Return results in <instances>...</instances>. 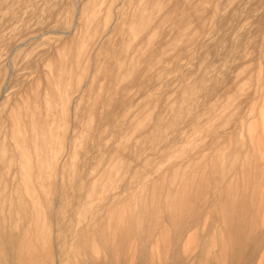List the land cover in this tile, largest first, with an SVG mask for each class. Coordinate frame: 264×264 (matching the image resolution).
Wrapping results in <instances>:
<instances>
[{
    "label": "rangeland",
    "instance_id": "1",
    "mask_svg": "<svg viewBox=\"0 0 264 264\" xmlns=\"http://www.w3.org/2000/svg\"><path fill=\"white\" fill-rule=\"evenodd\" d=\"M126 1L0 0L2 264L14 241L39 239L45 222L33 236L21 204L35 193L54 219L38 245L65 237L63 264H177L179 238L187 264L264 253V0Z\"/></svg>",
    "mask_w": 264,
    "mask_h": 264
},
{
    "label": "bare ground",
    "instance_id": "2",
    "mask_svg": "<svg viewBox=\"0 0 264 264\" xmlns=\"http://www.w3.org/2000/svg\"><path fill=\"white\" fill-rule=\"evenodd\" d=\"M123 1L127 2L126 0H123ZM119 2H122V1H119ZM122 3H123V2H122ZM122 3H121V5H123ZM124 4H126V3H124ZM121 5L118 6V3H117L118 9L116 8V11L119 10V7H120ZM117 6H115V7H117ZM169 7H171V6H169ZM189 8H190V7H189ZM171 9H172V8H171ZM171 9H170V10H171ZM186 9H187L186 12H188L189 9H188V8H186ZM114 11H115V10H114ZM117 12H119V11H117ZM168 12H170V11H166V14H168ZM97 18H98V17H97ZM97 18H95V19H97ZM95 19H93L92 22L95 21ZM120 19H122V17L119 18V20L117 19V21H118V22L121 21ZM119 24H121V22H119ZM142 25H143V24H142ZM148 25L150 26V24H148ZM112 26H114V25H112ZM112 26H111L110 28H112ZM117 26H119V25H117ZM117 26H116V27H117ZM109 30H110V29H109ZM109 30H108V31H109ZM110 31H111V30H110ZM112 31H115V29L112 30ZM112 31L110 32L111 34H112ZM110 33H109V34H110ZM107 34H108V33H107ZM107 34H106V35H107ZM111 34H110V35H111ZM106 35H104V36H106ZM104 36L102 37L103 39H104ZM110 37H111V36H110ZM110 37H109V38H110ZM193 37H195V35H193ZM94 38H96V39H95V42H96V41H97V42L100 41V42H99L100 44H101V42L103 41V40H101V39H97V37H94ZM94 38L92 37L90 40H92V39H94ZM100 38H101V37H100ZM110 39H111V38H110ZM110 39H109V40H110ZM105 40H106V39H105ZM193 40H195V39H193ZM92 41H93V40H92ZM92 41H91V43H92ZM97 42H96V43H97ZM107 42H108V41H107ZM99 43H98V44H99ZM103 43H104V41H103ZM103 43H102V44H103ZM105 43H106V42H105ZM109 43H110V42H109ZM161 43H162V42H161ZM102 44H101V45H102ZM96 45H97V44H96ZM103 45H104V44H103ZM103 45H102V46H103ZM106 46H107V45H106ZM103 47L106 48L105 46H103ZM94 48H96L95 50H97V47H96L95 45H94ZM107 48H108V47H107ZM100 49H101V48H100ZM95 50H94V51H95ZM101 50H103V48H102ZM108 50H109V49H108ZM108 50L105 49V51H104L103 53H105V52L108 51ZM99 52H102V51H99ZM89 70H90V69H89ZM67 73H69V72H67ZM67 73L64 74V75H62V76L64 77L65 75H67ZM88 73H89V71H88ZM85 74H86V73H85ZM90 74H91V73H90ZM92 75H93V74H91V77H92ZM68 76H69V75H68ZM85 76H86V75H85ZM88 76L90 77L89 74H88ZM63 77H61V78L64 79L65 77H64V78H63ZM69 77H70V76H69ZM71 77H72V76H71ZM83 77H84V76H83ZM93 77H94V76H93ZM93 77H92V78H93ZM66 78H67V77H66ZM66 78H65V79H66ZM86 78H87V77L84 78V79H85L84 81H86V80L88 81V80L90 79V78H89V79H88V78L86 79ZM92 78H91V79H92ZM146 78H147V77H146ZM69 79H70V78H69ZM148 79H149V78H148ZM66 80H68V78H67ZM70 80H71V79H70ZM70 80H69V81H70ZM93 80H95V79H93ZM141 80H143V79H141ZM141 80H140L139 82L143 83V81H141ZM62 81H63V80H62ZM87 81L85 82L86 85L83 84V85H84L83 87L88 86ZM63 82H65V81H63ZM88 83H89V85H91L92 82L90 83V82L88 81ZM92 84H93V83H92ZM92 86H93V85H92ZM86 88H88V87H86ZM89 88H90V87H89ZM82 89H83V88H82ZM84 90H85V88H84ZM75 91H76V90H75ZM77 92H78V91H77ZM72 93H73V92H72ZM72 93H71V95H72ZM74 93H75V92H74ZM74 93H73V94H74ZM85 93H86V92H85ZM85 93H84V94H85ZM75 94H76V93H75ZM75 94H74V95H75ZM79 94H83V92L80 91ZM77 96H79V98H80V95L77 94V95L75 96V100H77L78 102H80V101L78 100L79 98L76 99ZM81 96H82V95H81ZM71 98L74 99V97H72V96H71ZM71 98H70V99H71ZM70 99H69V101L72 102V100H70ZM69 101H67V102L69 103ZM77 101H76V102H77ZM76 102L74 101V103H76ZM69 104H70V103H69ZM75 105H76V104H75ZM65 107H67V108H66L67 111L70 109L69 107H71V109L73 108L72 106H69V107H68V106H65ZM77 107H78V106H77ZM74 110H75V109H74ZM78 111H79V110H78ZM70 112H71V111H70ZM72 112H73V109H72ZM74 113H75V112H74ZM72 114H73V113H72ZM106 114H107V113H106ZM68 115H69V114H68ZM74 115H75V114H74ZM67 117H68V116H67ZM4 123H5V122H4ZM33 124H34V123H33ZM4 125H5V124H4ZM36 126H37V125H36ZM38 127H39V126H38ZM38 127H37V128H38ZM8 128H9V127H8ZM29 128H30V127H29ZM37 128H36V129H37ZM64 128H65V127H64ZM177 128H179V127L177 126ZM24 129H25V128H24ZM26 129H27V128H26ZM26 129H25L24 132H26ZM36 129H35V130H36ZM29 130H32V128H30ZM35 130H34V128H33V131H35ZM64 130H65V129H64ZM66 130H67V129H66ZM33 131H31V133H32ZM5 132H6V131H5ZM3 134H4V133H3ZM4 135H5V134H4ZM36 135H37V133H36ZM36 135H35V136H36ZM3 137H4V136H3ZM23 137H25V136H21V138H23ZM36 137H37V136H36ZM36 137H35V138H36ZM21 138H20V140H21ZM31 138L34 139L33 136H31ZM3 139H4V138H3ZM24 139H25V138H24ZM24 139H22L21 141L26 142L27 139H25L26 141H25ZM39 140H40V139H39ZM34 141H35V140H34ZM39 142L41 143V140H40ZM43 143H44V141H43ZM19 144H21V143L19 142ZM44 144H47L46 141H45ZM23 145H26V144H23ZM24 153H25V155H26V152H25V151H24ZM23 156H24V154H23ZM36 183H37V182H36ZM36 186H37V185L35 184V187H36ZM57 190H58V187H57ZM60 190H61V188H60ZM60 190H58V191H60ZM55 191H56V189H55ZM0 192H2V191H0ZM52 192H53V191H52ZM94 192H96V191H94ZM97 192H99V191H97ZM97 192H96V193H97ZM118 192H119V191H118ZM30 193H31V192H30ZM39 193L42 194L43 192H39ZM50 193H51V192H50ZM54 193H55V192H54ZM58 193L60 194V193H62V192H58ZM58 193H57V194H58ZM99 193H100V192H99ZM99 193H98V194H99ZM160 193H161V192H160ZM10 194H11V193H10ZM13 194H14V193H13ZM16 194H17V193H16ZM19 194H20V193H19ZM19 194H18V195H19ZM26 194H27V193H26ZM28 194H29V193H28ZM37 194H38V193H37ZM37 194H36V193H35V194H29V195H30V198H29L28 200H23V199H22L23 201L21 200V201H22L21 204H22L23 209H24L23 211H25V213H29V214H31V216H32V219H31V221H30L31 223L29 222L30 224L28 225L29 228H30L29 230L32 229L31 227H32L33 225H34L35 227L37 226V227L39 228V227L45 222V225H43L44 227H40V228H42V231H43V233H44V230H43V229H45V227H47V226H48V227H51V226H49V225L46 226V220L43 221V219H45L44 217H46V218L48 217V218H50V219H52V218L49 217V216H51V215L43 216V212H42V211H48V208L45 207V205H44V207L46 208V210H45V208H43V210L41 209V208L43 207V206L41 207V203H42V202H40V200H41V199H39L40 196L38 197ZM63 194H64V193H63ZM77 194H78V193H77ZM94 194H95V193H94ZM112 194H113V192H112ZM152 194H153V193H152ZM1 195H2V193H1ZM6 195H7V193H6ZM42 195H43V194H42ZM48 195H49V194H48ZM52 195H53V194H52ZM61 195H62V194H61ZM95 195H96V194H95ZM95 195H94V197H95ZM109 195H110V194H109ZM135 195H136V194H135ZM138 195H139V194H138ZM144 195H146V194H144ZM144 195H143V196H144ZM153 195H154V194H153ZM161 195H162V194H161ZM20 196H21V194H20ZM44 196H45V195H44ZM46 196H47V194H46ZM49 196H50L51 198H53L51 195H49ZM49 196H48V197H49ZM62 196H63V195H62ZM78 196H79V195H78ZM92 196H93V195H92ZM92 196H91V197H92ZM99 196H100V194H99ZM107 196H108V195H107ZM130 196H132V195H130ZM130 196H129V197H130ZM147 196H148V195H147ZM159 196H160V194H159ZM14 197H15V196H14ZM21 197H22V196H21ZM28 197H29V196H28ZM76 197H77V196H76ZM97 197H98V196L96 195V198H97ZM100 197H101V196H100ZM109 197L111 198V196H109ZM109 197H108V200L110 199ZM126 197H127V196H126ZM136 197H137V195H136ZM139 197H140V195H139ZM144 197H146V196H144ZM149 197H150V196H149ZM155 197H156V194H155V196H154V199H155ZM3 198H4V197H3ZM5 198H8V197H5ZM11 198H12V197H11ZM16 198H18V197H16ZM22 198H23V197H22ZM55 198H57V197H55ZM104 198H107L106 195H105V197H103V199H104ZM127 198H128V197H127ZM137 198H138V197H137ZM150 198H151V197H150ZM152 198H153V197H152ZM156 198H157V197H156ZM53 199H54V198H53ZM89 199H91V198H89ZM89 199H88V200H89ZM92 199H94V198H92ZM118 199H119V198H118ZM131 199H132V198H131ZM154 199H152V200H154ZM11 200L13 201V199H11ZM94 200H96V199H94ZM99 200H100V201H99ZM99 200H98V198H97V201L101 202V199H99ZM135 200H136V199H135ZM141 200H142V199H141ZM143 200H144V198H143ZM145 200H146V199H145ZM0 201H1V200H0ZM3 201H5V200L3 199V200H2V203H3ZM18 201H20V200H18ZM60 201H61V200H60ZM110 201L112 202V199H110ZM131 201H132V200H131ZM159 201H161V200H159ZM159 201L156 202V203L153 205V207H154L156 204H159V203H160ZM91 202H92V201H91ZM94 202H96V201H94ZM120 202H121V201H120ZM161 202H162V201H161ZM187 202H188V201H187ZM190 202H191V201H190ZM8 203H9V202H8ZM11 203H12V202H11ZM47 203H49V202H47ZM54 203H55V202H54ZM56 203H58V202H56ZM115 203H116V202H115ZM117 203H118V202H117ZM123 203H124V202H123ZM127 203H128V202H127ZM130 203H132V202H130ZM136 203H137V201H136ZM141 203H143V202L141 201ZM147 203H148V202H147ZM3 204H5V203H3ZM13 204H15V203L13 202ZM42 204H43V203H42ZM113 204H114V203H113ZM161 204H162V203H161ZM161 204H160V206H161ZM181 204H182L181 202H178V204H177V207H179V209H180V207H181ZM189 204H190V203H189ZM6 205H7V204H5V206H6ZM8 205H9V204H8ZM11 205H12V204H11ZM19 205H20V204H19ZM51 205H52V204L49 203V206H51ZM62 205H63V204H62ZM76 205H77V204H76ZM93 205H94V204H93ZM95 205H96V203H95ZM100 205H103V204H100ZM116 205H117V204H116ZM148 205H149V203H148ZM2 206H4V205H2ZM2 206H1V207H2ZM56 206H57V205H55V208H56ZM122 206H123V205H122ZM9 207H11V206L9 205ZM13 207H14V206H12V208H13ZM19 207H20V206H19ZM57 207H58V206H57ZM75 207H76V206H75ZM97 207H99V206H97ZM113 207H114V206H113ZM113 207H112V208H113ZM115 207H116V206H115ZM115 207H114V209H115ZM118 207H120V206H118ZM150 207H151V209H154V208H155V207L153 208L152 206H150ZM150 207H149V210H150ZM157 207H158V206H157ZM157 207H156V208H157ZM2 208H5V207H2ZM16 208H17V207H16ZM21 208H22V207H21ZM21 208H20V209H21ZM84 208H85V207H84ZM101 208H102V206H101ZM116 208H117V207H116ZM144 208H147V207H144ZM181 208H182V207H181ZM9 209H10V211H11V208H9ZM20 209H18V210H20ZM49 209H50V207H49ZM89 209H90V208H89ZM175 209H176V208H175ZM86 210H88V209H86ZM147 210H148V209H147ZM147 210H146V211H147ZM160 210H161V208H160ZM184 210H185V209H184ZM0 211H1V209H0ZM10 211H9V212H10ZM56 211H57V208H56ZM89 211H90V210H89ZM89 211H87V212H89ZM110 211H111V210H110ZM142 211H143V210H142ZM175 211H176V210H175ZM175 211H174V212H175ZM182 211H183V208L181 209V213H182ZM7 212H8V211H7ZM11 212H12V211H11ZM84 212H85V211H84ZM147 212H148V211H147ZM174 212H173V213H174ZM176 212H179V211H176ZM2 213H3V211H2ZM2 213H0V214H2ZM4 213H5V212H4ZM18 213H19V212H18ZM18 213H16V214H18ZM21 213H22V211H21ZM46 213H48V212H46ZM46 213H45V214H46ZM90 213H91V212H90ZM155 213H156V212H155ZM159 213H160V212H159ZM11 214H12V213H11ZM11 214H10V215H11ZM13 214H14V213H13ZM16 214H15V215H16ZM22 214H23V213H22ZM29 214H28V215H29ZM52 214L54 215L55 213H52ZM84 214H86V213H84ZM150 214H151V213H150ZM161 214H162V213H161ZM179 214H180V212H179ZM5 215H6V214H5ZM10 215H9V216H10ZM15 215H14V216H15ZM25 215H26V214H25ZM137 215H138V214H137ZM147 215H148V213H147ZM147 215H146V213H145V216H147ZM168 215H169V217H168L167 221H172V222L176 225L175 227H180V226H182V225L184 224V221H182L184 217H181V219H180V217H178L177 213H176V214H168ZM6 216H7V215H6ZM6 216H5V217H6ZM20 216H21V215H20ZM89 216H90V215H89ZM151 216H153V215L151 214ZM5 217L1 216L2 219H3V218H4V219H7V220H9V222H10V220H11V221H14V220H12V219L5 218ZM7 217H8V216H7ZM16 217H17V216H16ZM26 217H27V215H26ZM56 217H57V216H56ZM84 217H85V216H84ZM147 217L150 218V216H147ZM154 217H156V215L153 216V219H154ZM159 217H160V215H159ZM192 217H193V216H192ZM10 218H11V217H10ZM22 218H23V217H22ZM22 218H21V219H22ZM28 218H30V217H28ZM48 218H47V219H48ZM144 218H145V217H144ZM144 218H143V219H144ZM162 218H163V217H162ZM178 218H179V219H178ZM194 218H196V215H195ZM4 219H3V223L6 221V220H4ZM58 219H59V218H58ZM61 219H63V218H61ZM84 219H86V218H84ZM155 219L158 220L159 218H158V219L155 218ZM160 219H161V218H160ZM160 219H159V220H160ZM164 219H166V218H164ZM189 219H191V218H189ZM16 220H17V219H16ZM18 220H19V219H18ZM23 220H24V219H23ZM26 220H27V219H26ZM26 220H25V222H26ZM52 220H54V219H52ZM56 220H57V219H56ZM145 220H147V219L145 218ZM149 220H150V219H149ZM57 221H58V220H57ZM57 221H56V222H57ZM59 221H60V219H59ZM147 221H148V220H147ZM154 221H155V220H153V221H151V222H154ZM7 222H8V221H7ZM145 222H146V221H145ZM148 222H150V221H148ZM151 222L148 223L147 225L151 224ZM162 222L164 223V221H162ZM191 222H192V220H191ZM3 223H2V225L5 224V223H4V224H3ZM49 223H50V222H49ZM51 223H52V221H51ZM53 223H54V222H53ZM53 223H52V224H53ZM47 224H48V223H47ZM56 224H57V223H56ZM116 224H117V223H116ZM185 224H186V223H185ZM5 225H6V224H5ZM5 225H4V228H7ZM39 225H40V226H39ZM50 225H51V224H50ZM54 225H55V223H54ZM54 225H53V226H54ZM151 225H152V224H151ZM151 225H150V226H151ZM158 225H159V224L157 223V224L154 226V223H153L152 226H154V228H155V227H157ZM162 225H163V224H162ZM30 226H31V227H30ZM34 226H33V228H34ZM68 227H69V226L67 225L66 228L69 229ZM70 227H71V226H70ZM161 227H162V226H161ZM8 228H9V226H8ZM8 228H7V229H8ZM10 228H11V225H10ZM40 228H39L38 230H40ZM86 228H87V227H86ZM145 228H146V227H145ZM158 228H159V226H158ZM27 229H28V227H27ZM27 229H26V230H27ZM49 229H50V228H49ZM88 229H89V228H88ZM148 229H149V228H148ZM151 229H153V228H151ZM155 229H156V228H155ZM159 229H160V228H159ZM162 229H163V228H162ZM180 229H181V228H180ZM9 230H10V229H9ZM34 230H37V229H34ZM38 230L36 231V233L39 235V237L37 236V238L40 239V234H39V231H38ZM51 230H52V228H51ZM56 230H57V229H56ZM56 230H55V231H56ZM82 230H83V229H82ZM89 230H90V229H89ZM106 230H108V229H106ZM131 230H132V228H131ZM40 231H41V230H40ZM46 231H48L47 228H46ZM46 231H45V232H46ZM52 231H53V230H52ZM58 231H61V230H58ZM65 231H66V230H65ZM65 231H64V232H65ZM84 231H85V230H84ZM111 231H112V230H111ZM147 231H148V230H147ZM159 231H160V230H159ZM181 231H182V229H181ZM8 232H9V233H13V232H15V234H16V231H11V232L8 231ZM21 232H22V231H21ZM26 232H28V231H26ZM26 232H25V233H26ZM31 232H34V233H33V236H34L35 231H32V230H31ZM64 232H63V233H64ZM66 232H67V231H66ZM89 232H90V231H89ZM149 232H150V231H149ZM164 232H165V231H164ZM9 233H8V234H9ZM41 233H42V232H41ZM46 233H48V232H46ZM59 233H61V232H59ZM77 233H78V232H77ZM106 233H107V231H106ZM108 233H109V231H108ZM110 233L112 234L113 232H110ZM116 233H117V232H116ZM150 233H152V232H150ZM153 233H154V232H153ZM156 233H157V231H156ZM182 233H183V232H182ZM185 233H186V232H185ZM185 233H184V234H185ZM23 234H24V233H23ZM29 234H30V233H29ZM57 234H58V233H57ZM113 234H114V233H113ZM42 235H43V234H42ZM42 235H41V236H42ZM44 235L47 236L46 234H44ZM44 235H43V238H45ZM59 235H60V234H59ZM107 235H108V239H109V237H111V236H109L110 234H107ZM143 235H144V234H143ZM146 235H147V233H146ZM181 235H182V234H181ZM181 235L179 234L178 237H180ZM24 236H25V235H24ZM27 236H28V235H27ZM30 236H32V233L30 234ZM33 236H32V237H33ZM35 236H36V235H35ZM48 236H49V233H48ZM50 236H51V235H50ZM153 236H154V234H153ZM10 237H12V234H11ZM32 237H31V238H32ZM54 237H55V233H54V236H53V237H49V239H50V238L52 239V238H54ZM56 237H57V236H56ZM59 237H60V236H59ZM62 237H64V236H62ZM151 237H152V235H151ZM175 237H176V235H175ZM12 238H13V237H12ZM12 238H10L11 241H12ZM17 238H18V237H17ZM17 238H15V239H17ZM23 238H24V237H22V239L19 240V241H14V242H13V243H14L13 246H12V244H11V248H10L9 250L7 249V252L9 253V257L11 258V262H12L11 264H30V263L40 264V261H39V263H38V260H37V259L39 258L38 256L40 255V253H43V254H44V256H42V258H43V257L46 258L43 262H41V264H63V263H64V262L61 261V259H62L63 257L60 259V256H59V255L61 254V255L63 256L64 253L66 254V252H63V251L60 252V251H59V250H60L59 248H60V244H61L62 240H64L65 237H64V239L62 238V239L60 240V242H58V241L56 242L57 238H56V240L52 239L53 241L50 239V240H51L50 243H49V244H50V247H48L47 249L44 248L45 250H41V247L43 246V245L41 244V243H42L41 241L43 240L42 237H41V239H42L41 241H40L39 239H35L36 237L33 238V239H23ZM105 238H106V237H105ZM182 238H183V237H182ZM4 239H5V238H4ZM15 239H14V240H15ZM19 239H20V236H19ZM58 239H60V238H58ZM108 239L105 241L106 244H107V241L109 242L108 245L111 244L110 246H108V248H109V249H110V247L113 248L116 244H114L113 241H110V240H108ZM110 239H111V238H110ZM67 240L69 241V239H67ZM90 240H92V239H90ZM144 240L150 241V238H149V239H146V237H145ZM193 240H195V239H193ZM197 240H198V239H197ZM202 240H203V239H202ZM213 240L215 241V239H213ZM0 241H2V240H0ZM44 241H46V238H45V240H43V243H44ZM64 241H65V240H64ZM68 241H67V244H69ZM72 241H73V240H72ZM92 241L94 242L95 240H92ZM92 241H89V242L91 243ZM2 242H4V241H2ZM39 242H41V243H40L41 246L38 245ZM52 242H53V243H52ZM89 242H87V243H89ZM155 242H156V243H155ZM155 242H152V241H151V243H150V247H151V249H152L151 251H153L155 245H156L155 247H158V242H159V240L156 239ZM190 242H191V239H181V238H179V239H172V243L174 244V246L177 247L178 249L180 248L179 250L182 249V253H183V256H182V257H179V256H178V258H179V259H178V262L175 261V258H176V257L174 258V261H175L177 264H187V260L190 259V258H188V255H187V256L184 255L186 252L190 251ZM59 243H60V244H59ZM71 243H73V242H71ZM80 243H82L83 245L86 244L85 242H84V243H85V244H84L82 241H81ZM90 243H89V244H90ZM45 244H46V243H45ZM82 244H81V245H82ZM106 244H105V245H106ZM0 245H1V242H0ZM2 245H3V244H2ZM62 245H63V244H62ZM78 245H79V244H78ZM86 245H87V244H86ZM90 245H91V244H90ZM119 245H120V244H119ZM32 246H33V247H32ZM45 246H46V245H44L43 247H45ZM47 246H48V245H47ZM91 246H92V245H91ZM220 246H221V245H220ZM0 247H1V246H0ZM2 247H3V246H2ZM2 247H1V249H2ZM31 247L34 248V249L31 250V249H30ZM43 247H42V248H43ZM61 247H62V246H61ZM67 247H70V246L68 245ZM75 247H77V245H76ZM86 247H87V249L89 248L88 245H87ZM86 247H85V248H86ZM119 247L121 248V246H119ZM5 248H6V247H5V245H4V249H5ZM38 248H40V249H38ZM63 248H64V247H63ZM106 248H107V247H106ZM173 248H174V247H173ZM261 248H262V247H261ZM65 249H66V247H65ZM68 249L70 250V248H68ZM80 249H81V247H80ZM2 250H3V249H2ZM5 250H6V249H5ZM61 250H63V249H61ZM77 250H78V249H77ZM88 250H89V249H88ZM175 250H176V249H175ZM218 250H219V249H218ZM72 251H73V250H72ZM74 251H75V250H74ZM59 252H60V253H59ZM1 253H3V252H1ZM8 253H6V256H7ZM67 253H68V251H67ZM78 253L80 254L79 251H78ZM83 253H84V252H83ZM85 253H86V252H85ZM87 253H88V251H87ZM87 253H86V254H87ZM143 253H144V252H143ZM175 253H176V252H175ZM81 254H82V252H81ZM81 254H80V255H81ZM152 254H153V253H152ZM41 255H42V254H41ZM66 255H67V254H66ZM69 255H72L71 252H69ZM143 255H144V254H143ZM150 255H151V252H150ZM150 255H149V256H150ZM189 255H190V254H189ZM217 255H218V254H217ZM1 256H2V255H1ZM72 256H73V255H72ZM72 256H70V257H71V258H75V257H72ZM78 256H79V255H78ZM86 256H88V255H86ZM89 256H90V255H89ZM89 256H88V257H89ZM68 257H69V256H68ZM70 257H69V259H71ZM80 257L82 258V257H85V256L83 255V256H80ZM189 257H190V256H189ZM0 258H1V257H0ZM2 258H3V256H2ZM4 258H5V256H4ZM90 258H91V257H90ZM90 258H89V259H90ZM212 258H213V257H212ZM6 259H7V257H6ZM6 259H5V260H6ZM76 259H78V258L76 257ZM79 259H80V258H79ZM83 259H84V258H83ZM86 259H87V257H86ZM146 259H147V257H146ZM155 259H156V258H155ZM208 259H209V258H208ZM208 259L206 260V262H208V261L210 260V259H209V260H208ZM213 259H214V258H213ZM255 259H256V258H255ZM255 259H254V258H251V260H250L249 262H248V260H246L244 264H264V253H263V255L261 254V256L258 257L257 260H255ZM1 260H4V259H0V264H2V263H1ZM5 260H4V261H5ZM73 260H75V259H73ZM9 261H10V259H9ZM64 261H65V260H64ZM81 261H82V260H81ZM83 261H84V260H83ZM86 261H87V260H86ZM86 261H85V263H86ZM193 261H194V260H193ZM193 261H190V263H191V262L194 263ZM215 261H216V260H215ZM251 261H252V262H251ZM254 261H255V262H254ZM7 262H8V259H7ZM75 262H79V261H76V260H75ZM188 262H189V260H188ZM8 263H9V262H8ZM68 263H69V262H68ZM79 263H80V262H79ZM85 263H84V264H85ZM87 263H89V262H87ZM87 263H86V264H87ZM212 263H213V262H212ZM214 263H215V262H214ZM214 263H213V264H214ZM3 264H5V263L3 262ZM72 264H74V263H72ZM75 264H76V263H75ZM93 264H94V263H93ZM172 264H173V263H172ZM205 264H206V263H205ZM207 264H208V263H207ZM210 264H211V263H210Z\"/></svg>",
    "mask_w": 264,
    "mask_h": 264
}]
</instances>
